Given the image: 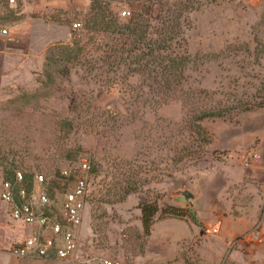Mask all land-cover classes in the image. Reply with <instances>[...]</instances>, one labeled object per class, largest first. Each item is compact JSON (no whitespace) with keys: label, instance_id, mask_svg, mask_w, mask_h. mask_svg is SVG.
<instances>
[{"label":"rangeland","instance_id":"374dc122","mask_svg":"<svg viewBox=\"0 0 264 264\" xmlns=\"http://www.w3.org/2000/svg\"><path fill=\"white\" fill-rule=\"evenodd\" d=\"M102 4L99 8L94 0H54L31 3L25 19L14 11L10 15L9 24L26 20L32 33L16 45L21 51L0 64V187L16 170L51 176L78 170L83 159L91 162L92 175L74 260L49 263L15 257L11 248L17 240L3 238L4 227H13V236L19 238L26 230L9 219L0 202V264H137L150 237L142 226L141 199L157 202L154 224L176 219L195 230L178 253L173 247L171 264H225L226 255L217 258L221 238L244 228L236 221L251 213L257 198L264 202L260 155L254 145H246L252 117L264 111L258 107L264 104V0ZM92 7L119 28L127 20L115 15L125 8L131 16L148 20L146 53L174 36L168 43L172 56L187 57L177 97L158 95L153 74L134 71L135 65L117 68L103 62L98 48L117 45V35L107 33L106 27L88 29ZM176 15L181 18L170 31L167 22ZM80 38L87 50L70 66V74L60 73V67L47 79L49 51ZM28 52L37 54L36 59L27 60ZM191 100L234 111L200 121L199 131V112L191 110ZM246 107L255 108L237 109ZM133 188L137 191L126 194ZM183 192L193 198L186 199ZM171 207L185 216L162 212ZM225 218L229 220L221 233H213V226Z\"/></svg>","mask_w":264,"mask_h":264},{"label":"built area","instance_id":"2783aa9c","mask_svg":"<svg viewBox=\"0 0 264 264\" xmlns=\"http://www.w3.org/2000/svg\"><path fill=\"white\" fill-rule=\"evenodd\" d=\"M99 1L109 3L117 0ZM122 1L126 4V0ZM9 3L15 4V0H9ZM130 16L129 9L121 10L120 17ZM74 27L78 28L80 24ZM0 33L10 36L6 28L1 29ZM257 157L254 155V158ZM91 175V162L83 159L76 171L65 169L51 176L44 173L31 176L16 170L2 181L0 199L8 208L10 217L32 230L30 236L11 248L15 257L63 262L74 260L78 256L80 228ZM218 231V228L213 229V233ZM259 235L260 229L257 227L248 237L258 238ZM237 242L235 240L233 243ZM104 264L119 263L105 260Z\"/></svg>","mask_w":264,"mask_h":264},{"label":"trees","instance_id":"16d2710c","mask_svg":"<svg viewBox=\"0 0 264 264\" xmlns=\"http://www.w3.org/2000/svg\"><path fill=\"white\" fill-rule=\"evenodd\" d=\"M94 2H96L99 8L103 5L102 3L108 7L110 6L108 3L99 0H94ZM90 14L91 19L88 23V29L106 27L104 30L107 31V33L117 35V45L112 46L109 50H102L98 48V50H101L104 54V63L117 68L123 64L135 65L134 71L153 74V76H151L153 82L152 85L158 95L165 98L177 97L175 95H178L179 91L182 90L184 82L183 76L187 67V57H178L177 55L175 57L172 56L174 52L171 51V45L168 43L173 42L174 36L168 37L164 45L159 44L157 47H152L151 49L147 48L148 52L146 53L144 51V41L150 34V24L143 16L134 15L129 18H122L120 17V14L117 13L115 16L118 19L127 20V24H124V27L119 28L105 22V19L99 16L97 8L95 7L91 8ZM180 18L181 16L179 17V15H176L174 16V20H169L167 22L168 30L173 31ZM113 27L114 29H112ZM86 50L87 47L82 44L81 38L79 40H73L67 44H59L53 47L46 57L44 74L47 79H51L53 77V69H58L60 67H63L64 70L62 71L64 72L61 70H59V72L68 76L71 70L70 66L77 64L82 55L86 53ZM138 52L140 54H137ZM189 106L194 112H196L194 109H197V113L199 112L198 115H196L198 123L195 124L199 131H203L199 123L200 121L211 117L225 118L231 115L234 111L233 107L222 106L221 104H219V106L195 105L194 100H191ZM258 107H264V104ZM254 108L255 107H246L244 109H237L238 111L245 112L251 111ZM194 112L191 113L194 114ZM133 191H137V188L128 190L126 194H130ZM139 208L142 214L141 221L144 233L145 235L150 236L151 229L154 224V218L159 212L158 204L157 202H146L141 199ZM167 209L169 210H162V212L168 217L182 218L185 216L184 211L181 209L173 207ZM193 221L198 224V220L196 218H194Z\"/></svg>","mask_w":264,"mask_h":264},{"label":"crops","instance_id":"0c3cea01","mask_svg":"<svg viewBox=\"0 0 264 264\" xmlns=\"http://www.w3.org/2000/svg\"><path fill=\"white\" fill-rule=\"evenodd\" d=\"M54 0H15V4L11 5L9 0H0V30L6 28L10 32V36H3L0 33V64L2 65L3 60L9 56L12 52L21 51L17 46L27 40L30 33H32L29 24L26 20L21 22H15L13 25L9 24V18L11 17L12 11L17 15L27 16V12L31 9L29 6L33 4H49L53 3ZM10 25V26H9ZM17 45V46H16ZM41 52V51H40ZM27 60L36 59L37 54L32 52L26 53ZM2 60V61H1ZM246 138L248 146L255 147L256 152L260 155L258 160L259 164L264 169V111L259 112L256 116L252 117L250 128L246 131ZM253 147V148H254ZM258 155V156H259ZM256 161V163H258ZM253 171L251 175L255 177ZM262 184L264 185V177ZM1 194V187H0ZM0 202L2 203L1 199ZM6 210V215L10 217L8 208L2 203ZM12 222L14 220L10 217ZM201 220V219H200ZM229 220L225 218L217 225L213 226L218 228V234L221 233L223 222ZM233 220V219H232ZM202 221V220H201ZM236 221V220H233ZM17 222V221H16ZM236 222L242 224L244 228L240 231H235L231 235H226L221 238L222 242L218 247L220 253L217 258H222L226 255L225 264H264V202L261 197L255 205L251 208V213L246 215L244 218H239ZM20 223V222H19ZM184 225V226H183ZM26 232L22 238L13 236V227H4V237L10 236L12 241L18 244L23 242L28 236L31 235V228H26L22 225ZM186 227V228H185ZM197 228V226H194ZM260 229V235L258 238H250L248 235L255 229ZM188 229V230H187ZM195 230L188 226L187 222L181 220H164L154 224L149 237V243L146 247L145 253L140 256L137 260V264H171L172 253L174 247V253H178L181 249L183 241L191 238L194 235ZM245 234V235H244ZM240 238V239H239ZM235 240L238 242L235 244ZM7 241V238L5 239ZM3 243V241H1ZM5 243V242H4ZM234 244V245H233ZM13 245V246H14ZM12 246V247H13ZM232 246V247H231ZM230 247V249H229ZM227 253V254H226ZM27 260V259H26ZM62 262V261H53ZM49 262V263H53Z\"/></svg>","mask_w":264,"mask_h":264},{"label":"water","instance_id":"95a60500","mask_svg":"<svg viewBox=\"0 0 264 264\" xmlns=\"http://www.w3.org/2000/svg\"><path fill=\"white\" fill-rule=\"evenodd\" d=\"M183 195H184V197H185L186 199H191V198H193V195H192L191 193H189V192H183Z\"/></svg>","mask_w":264,"mask_h":264}]
</instances>
